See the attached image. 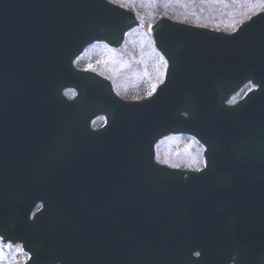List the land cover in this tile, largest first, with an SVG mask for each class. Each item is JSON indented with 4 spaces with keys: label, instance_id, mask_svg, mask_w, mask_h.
Returning <instances> with one entry per match:
<instances>
[{
    "label": "water",
    "instance_id": "1",
    "mask_svg": "<svg viewBox=\"0 0 264 264\" xmlns=\"http://www.w3.org/2000/svg\"><path fill=\"white\" fill-rule=\"evenodd\" d=\"M135 26L104 0H0L2 242L26 264H264V10L232 35L161 19L164 82L124 102L73 61ZM180 135L204 148L201 171L155 162Z\"/></svg>",
    "mask_w": 264,
    "mask_h": 264
},
{
    "label": "rangeland",
    "instance_id": "2",
    "mask_svg": "<svg viewBox=\"0 0 264 264\" xmlns=\"http://www.w3.org/2000/svg\"><path fill=\"white\" fill-rule=\"evenodd\" d=\"M111 1V0H110ZM124 7L148 11L150 4L160 8L163 13L155 15L181 21L188 25L209 28L223 33L234 32L242 23L264 9V0H113ZM139 2V3H138ZM141 2V3H140ZM139 10V11H138ZM142 10V11H141ZM144 22L151 23V12H146ZM138 23L141 24L142 21ZM126 46L115 54L103 45L87 49L76 59L75 66L89 68L99 75L110 78L116 93L125 102H136L153 94L164 79L165 64L155 51L151 36L147 32L134 30L126 39ZM245 87L233 99L240 100L247 92ZM74 93L64 92L67 99ZM96 127L103 125L96 121ZM156 161L170 168L197 171L204 166L203 149L194 140L171 136L160 140L155 148ZM19 246H3L0 243V264H24L27 260Z\"/></svg>",
    "mask_w": 264,
    "mask_h": 264
},
{
    "label": "flooded vegetation",
    "instance_id": "3",
    "mask_svg": "<svg viewBox=\"0 0 264 264\" xmlns=\"http://www.w3.org/2000/svg\"><path fill=\"white\" fill-rule=\"evenodd\" d=\"M131 1H132V0H131ZM112 3L118 5V6L121 7V8H125V9L128 10L127 7L122 6V5L119 4L118 2H114V1H113ZM129 10L132 11V12L135 14L137 20H140V18H139V16H138V13H137V10H132V9H129ZM141 11H142V10H141ZM142 12L144 13V11H142ZM128 35H129V34H128ZM128 35H126L123 45H122L121 48L118 49V50L110 49V48H108L106 45H103V46H105L106 48L110 49L111 51H113V52H115V53H120L121 51H123V49L125 48V46H126V44H127L126 39H127V36H128ZM96 121H102V119H97V120H95L94 122H92L91 127H92L93 129H98V128H100V127H96V126H95V123H97Z\"/></svg>",
    "mask_w": 264,
    "mask_h": 264
},
{
    "label": "bare ground",
    "instance_id": "4",
    "mask_svg": "<svg viewBox=\"0 0 264 264\" xmlns=\"http://www.w3.org/2000/svg\"><path fill=\"white\" fill-rule=\"evenodd\" d=\"M145 29L147 30V29H149V27L146 25V26H145Z\"/></svg>",
    "mask_w": 264,
    "mask_h": 264
}]
</instances>
